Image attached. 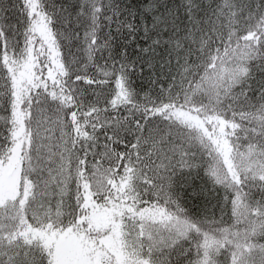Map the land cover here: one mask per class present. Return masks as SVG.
<instances>
[{"label":"snow or ice","instance_id":"obj_1","mask_svg":"<svg viewBox=\"0 0 264 264\" xmlns=\"http://www.w3.org/2000/svg\"><path fill=\"white\" fill-rule=\"evenodd\" d=\"M0 264H264V0H0Z\"/></svg>","mask_w":264,"mask_h":264}]
</instances>
